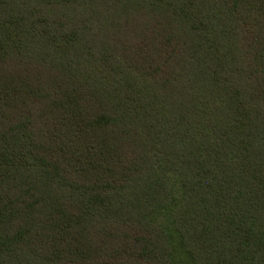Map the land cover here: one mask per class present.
I'll list each match as a JSON object with an SVG mask.
<instances>
[{
    "label": "trees",
    "instance_id": "1",
    "mask_svg": "<svg viewBox=\"0 0 264 264\" xmlns=\"http://www.w3.org/2000/svg\"><path fill=\"white\" fill-rule=\"evenodd\" d=\"M0 264H264V0H0Z\"/></svg>",
    "mask_w": 264,
    "mask_h": 264
}]
</instances>
